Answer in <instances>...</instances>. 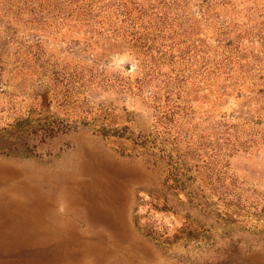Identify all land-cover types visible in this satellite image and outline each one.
<instances>
[{
  "label": "rangeland",
  "instance_id": "1",
  "mask_svg": "<svg viewBox=\"0 0 264 264\" xmlns=\"http://www.w3.org/2000/svg\"><path fill=\"white\" fill-rule=\"evenodd\" d=\"M0 264H264V0H0Z\"/></svg>",
  "mask_w": 264,
  "mask_h": 264
}]
</instances>
